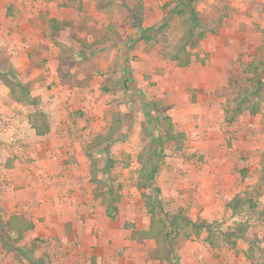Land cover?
<instances>
[{
	"label": "rangeland",
	"instance_id": "1",
	"mask_svg": "<svg viewBox=\"0 0 264 264\" xmlns=\"http://www.w3.org/2000/svg\"><path fill=\"white\" fill-rule=\"evenodd\" d=\"M137 1L142 27L157 25L153 39L135 40L139 29L118 0L103 9L97 0H0V215L34 223L17 242L26 257L0 243V264H257L258 247L264 258V187L258 194L256 184L264 168V0H194L203 36L186 48L187 66L171 58L188 19L170 13L177 0ZM51 18L73 22L59 37L73 55L61 65L48 38ZM7 75L20 84L14 91ZM246 96L244 106L259 102L258 112L226 123L232 101ZM154 102L166 107L161 116ZM34 113L48 123L46 134L33 129ZM115 114L119 133L89 151ZM163 116L185 138L178 151L164 144L156 182L165 210L181 207L222 232L213 245L205 234L180 239L176 260L160 236L142 234L152 194L137 180V154L164 137ZM237 195L258 197V205L234 213ZM240 221L249 225L244 240L224 239ZM247 241L257 245L252 258Z\"/></svg>",
	"mask_w": 264,
	"mask_h": 264
},
{
	"label": "trees",
	"instance_id": "2",
	"mask_svg": "<svg viewBox=\"0 0 264 264\" xmlns=\"http://www.w3.org/2000/svg\"><path fill=\"white\" fill-rule=\"evenodd\" d=\"M51 1V0H48ZM63 3H79L81 0H59ZM113 0H97V5L100 9L105 8L110 2ZM119 3L123 8H126L127 11L131 13V19L134 22V25L139 29V36L135 40H149L153 39L150 34L151 32L157 27H142V14H143V6L142 4L137 1L134 2L133 5H128L127 0H118ZM194 0H177L175 7L170 10L171 14H177L178 16H188V19H184L186 32L184 36L181 38L179 43L177 44V48L175 52L171 55V58L175 61H178L179 64L183 66H187L190 62L191 54L188 53L186 50L187 47H191L190 45L194 44L195 37L197 36L199 39L203 36L201 33L197 32L198 24L196 21V14L193 7ZM180 6L182 9H180ZM166 19V18H164ZM49 26V33L48 38L52 41L60 50L59 53V65L63 64L66 60L73 57L68 47L60 42L59 37L61 33L66 29L73 28V22L68 20H57L55 18H51L48 21ZM167 26L165 21L163 22L162 27H159V31L164 29ZM201 32L200 30H198ZM112 32L114 30L112 29ZM116 34V33H115ZM75 41L85 49L89 48L88 43H86L82 39H75ZM134 42V41H133ZM61 73V80L67 84L70 83V79L67 77L65 73ZM8 76V75H7ZM12 78L15 76L14 72L12 71L11 74ZM10 76L5 77L6 84L9 86L11 91L15 90V86H20V84L16 81V79H12ZM124 78V77H123ZM122 78V85L125 92H128L130 89V75L125 73V78ZM25 88H22L24 90ZM25 95V94H24ZM25 98V96H24ZM248 100V96L241 97L239 100H233V108L232 112L224 114V121L226 123H231L235 120V118L241 114L244 110H248L250 114L254 115L258 112L259 102L256 103H248L245 107L244 103ZM154 106H157V112L160 114L166 109L160 108V104L154 102L151 106V110L154 109ZM38 114L34 113L31 116L32 127L35 130L37 135H44L49 131L48 123H38ZM162 124L164 123V137H153L149 141V143L143 147L139 153L137 154V163L140 165L137 180L138 185L141 188H148L150 189V196L149 200L147 201V209L148 213L150 214V226L147 231H144L145 238H153L156 234L160 236V238L166 243V254L172 255L175 260L177 259V251H178V244L180 239H188L191 235L195 237H200L202 234H205V241L209 245L215 244V235H222V232H217V228H220V223L214 221H207L205 219L200 220H192L188 217L186 211L183 208L177 207L176 210L173 211H166L164 205L162 203L161 191L157 186V176L160 172V162H163L165 158V150L167 149L164 145L165 142L168 143L172 149L171 150H179L180 144L182 140H184L183 133H174L173 125L171 124L169 116H163L161 118ZM159 121V120H158ZM122 119L119 114H115L112 116L111 123L108 127L107 132L104 134H98L95 136L91 142H89L88 149L101 150L103 148H107L110 142L113 141L114 136L119 133L121 130ZM89 151L87 154H89ZM94 152V151H93ZM91 157L90 155H88ZM109 162H112L111 160ZM257 193L259 194V190L264 187V168L261 171L258 181H257ZM256 199H253V196L242 198L239 195L235 196L230 203V209L234 213H241L245 211V207L250 211L254 210L258 205ZM115 201V200H114ZM113 201H109V205H107V215L112 217V212L115 210L112 206ZM215 227V228H214ZM34 229V223L30 220L22 218L17 215H11L5 222H2V218L0 215V243L2 248H4L7 252H16L20 254L22 257H26V252L17 244L18 240L21 239L24 233L31 231ZM249 225L246 221H240L235 224L233 231H228L223 234L224 239H232L234 241L244 240L243 234L248 231ZM249 244V256L252 258L254 257V247L257 245ZM260 252V254H259ZM259 254L258 256L261 258L257 264H264V258L262 257V253L258 247L255 248V254ZM171 259V258H170ZM169 259V261H170ZM35 263L34 260L31 261ZM174 264H179L178 262L174 261Z\"/></svg>",
	"mask_w": 264,
	"mask_h": 264
}]
</instances>
